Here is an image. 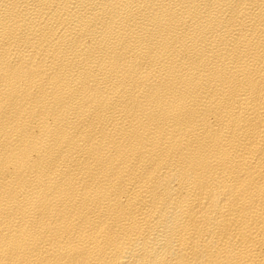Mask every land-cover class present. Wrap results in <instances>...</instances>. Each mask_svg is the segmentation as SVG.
I'll return each mask as SVG.
<instances>
[{
    "label": "bare ground",
    "instance_id": "obj_1",
    "mask_svg": "<svg viewBox=\"0 0 264 264\" xmlns=\"http://www.w3.org/2000/svg\"><path fill=\"white\" fill-rule=\"evenodd\" d=\"M0 264H264V0H0Z\"/></svg>",
    "mask_w": 264,
    "mask_h": 264
}]
</instances>
